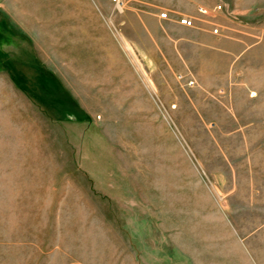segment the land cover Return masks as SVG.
Returning <instances> with one entry per match:
<instances>
[{
	"label": "rangeland",
	"instance_id": "1",
	"mask_svg": "<svg viewBox=\"0 0 264 264\" xmlns=\"http://www.w3.org/2000/svg\"><path fill=\"white\" fill-rule=\"evenodd\" d=\"M76 2L47 41L30 0H0V264H264V36L171 71L124 4Z\"/></svg>",
	"mask_w": 264,
	"mask_h": 264
},
{
	"label": "crops",
	"instance_id": "2",
	"mask_svg": "<svg viewBox=\"0 0 264 264\" xmlns=\"http://www.w3.org/2000/svg\"><path fill=\"white\" fill-rule=\"evenodd\" d=\"M51 1L52 4H45V12L40 13L36 0H30L26 7L31 9L29 22L43 27L45 40L61 41L63 24L84 23L83 8L76 2V17L70 20L67 0L64 3L63 0ZM108 1L99 0V6L105 10ZM123 4L129 11L127 24L140 26V47L149 50L157 62L171 71L209 72L213 56L225 60L230 64L227 67L238 66L240 61L252 56L264 36V21L254 18L259 9L258 0H124ZM217 4H222L223 11L217 19L220 33L215 35L212 27L201 20L198 7L212 8ZM70 8H73L71 4ZM163 12L168 14V18L161 17ZM181 16L196 18L198 26L180 25L178 18ZM91 20L98 26L103 24L101 16ZM28 38L32 41L39 39L31 35Z\"/></svg>",
	"mask_w": 264,
	"mask_h": 264
},
{
	"label": "built area",
	"instance_id": "3",
	"mask_svg": "<svg viewBox=\"0 0 264 264\" xmlns=\"http://www.w3.org/2000/svg\"><path fill=\"white\" fill-rule=\"evenodd\" d=\"M111 3L114 4V6L119 10V9H122V6H123V1L124 0H109ZM222 9V6H217L215 7L214 10H221ZM198 11L202 14H209V12H211L209 9H206L205 7H199L198 8ZM161 17L162 18H168V14L166 12H163L161 14ZM195 21L196 19L195 18H190V17H187V16H181L178 18V23L182 26H186V27H195ZM212 33L217 35L219 34V28L215 27L213 30H212ZM187 84H189L190 86L194 85V81L191 80L189 81Z\"/></svg>",
	"mask_w": 264,
	"mask_h": 264
}]
</instances>
